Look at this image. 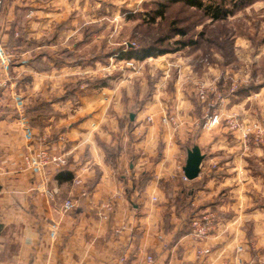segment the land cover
Here are the masks:
<instances>
[{
	"label": "crops",
	"instance_id": "crops-1",
	"mask_svg": "<svg viewBox=\"0 0 264 264\" xmlns=\"http://www.w3.org/2000/svg\"><path fill=\"white\" fill-rule=\"evenodd\" d=\"M94 1L3 0L0 263L147 264L150 256L154 264H199L197 251L209 249L206 264H264V83L239 95L233 83H214L218 71L209 68L211 104L197 98L187 66L177 76L158 67L148 98L125 92V80L94 82L95 64L34 70L43 50L89 57L95 35L79 32L95 24L81 17ZM44 103L52 112L41 116L42 127L16 116ZM209 115L221 123L205 127ZM233 123L258 124L263 135L245 141ZM195 146L205 158L190 181L184 168ZM44 150L66 160L72 181L57 180L64 167L57 163L28 167L26 158ZM69 200L74 207L65 211ZM203 214L214 216V227L199 242L190 220Z\"/></svg>",
	"mask_w": 264,
	"mask_h": 264
},
{
	"label": "rangeland",
	"instance_id": "rangeland-1",
	"mask_svg": "<svg viewBox=\"0 0 264 264\" xmlns=\"http://www.w3.org/2000/svg\"><path fill=\"white\" fill-rule=\"evenodd\" d=\"M238 2L240 0H236V3ZM86 4H83V8L87 7ZM94 4L95 9H91L90 13L83 10L81 17H90L95 24L82 28L79 34L95 35V41L90 43L87 51L88 56L96 55L95 71L88 76L96 83L125 80L128 82L126 85L130 84V87H123L125 92L130 89V93L135 95L144 91L145 97L148 98L154 87L153 82L158 81L160 76L157 74L158 67L166 65L168 70L170 69V75L177 76L179 65L187 66L188 71L195 76L197 98L200 100V88L205 87L208 94L207 103L211 104V94L214 91H210L211 88L205 85L209 68L218 71L214 83H233V91L242 87L237 80L233 81L236 76L240 82L250 79V84L264 83V0H253L251 5L240 8L235 15L218 23L207 20L200 11L182 4L172 5L166 18L158 19L154 25L145 23L147 18L144 17H152L150 15L158 8L155 0H95ZM229 5L232 7L230 0ZM177 29L186 31L187 36H177L174 33ZM165 38L169 39L160 44L155 42ZM181 41H193L196 45L144 61L106 58L114 51L118 53L120 50L149 45L156 49L175 50ZM161 57L162 59L158 60ZM127 62H132L134 66H128ZM107 68H110V71ZM22 109L25 115L24 107ZM19 113L22 115L20 110ZM260 123L264 125V122ZM246 128H252V133H257L259 129L258 124H244L239 130L243 133Z\"/></svg>",
	"mask_w": 264,
	"mask_h": 264
},
{
	"label": "trees",
	"instance_id": "trees-1",
	"mask_svg": "<svg viewBox=\"0 0 264 264\" xmlns=\"http://www.w3.org/2000/svg\"><path fill=\"white\" fill-rule=\"evenodd\" d=\"M157 9L153 11L152 17H148L149 15H145L147 21L145 23L149 25H154L158 19L164 20L167 15V11L170 6L182 4L190 9H194L203 13L207 20L212 21V23L222 22L227 20L229 17L235 15V13L240 10V8H244L253 3V0H240V2L236 3V0H230L232 2V7L228 6V0H222L220 2L215 0H155ZM133 18V17H131ZM177 36H187V32L181 29H177L174 32ZM169 38H165L163 40L159 39L155 42L158 44L167 41ZM154 42V43H155ZM21 44V41H18ZM179 47L175 50H167V49H156L154 46H144L139 48H130L129 50H120L118 53L116 51L109 53L106 58H119V59H129L136 61H144L148 58L164 56L169 53L182 51L187 47L195 46L196 43L193 41H181L178 43ZM96 55L92 54L91 56H83L77 53L71 52L69 50H63L60 52H50L43 50L42 53H36L33 56L31 66L36 71H50L52 68H62L64 66H87L88 64H95ZM260 86H256L254 84H250L248 86H243L238 90L239 95H244L250 91L259 90ZM65 98H68L65 96ZM25 115L29 119V124L31 127H42L43 123L40 122L41 116L44 114H50L52 112L51 107L47 104H37L35 106H25L24 107ZM16 116L20 117L18 111H15ZM68 163L59 171L56 178L60 182L72 181L74 179V175L68 169ZM193 220V219H192ZM192 220H190V225L192 224ZM192 228V227H191ZM190 228V230H191Z\"/></svg>",
	"mask_w": 264,
	"mask_h": 264
},
{
	"label": "built area",
	"instance_id": "built-area-1",
	"mask_svg": "<svg viewBox=\"0 0 264 264\" xmlns=\"http://www.w3.org/2000/svg\"><path fill=\"white\" fill-rule=\"evenodd\" d=\"M3 4V0H0V9L1 6ZM0 63L6 67L9 64V59L6 55V53L4 52L2 45H1V40H0ZM128 66H134V64L132 62H127ZM199 98L200 101L207 103V98H208V94H207V90L205 87L200 88L199 91ZM23 109L21 108V112H22V116H24V113L22 111ZM220 122V118L218 115H212L208 118V121L206 123V127L211 128L214 125L218 124ZM163 123L165 124H173L174 123V119L173 118H169V117H165L163 119ZM231 127L233 129H240V125L233 123L231 125ZM252 128H246L243 131V138L245 141H248L250 139V136L252 134ZM257 137H256V141L260 140L262 135H263V129H258L257 133H256ZM61 141H64L65 138H60ZM26 163L28 165V167L32 168V169H40L41 167L47 166L50 163H57L60 167L61 166H65L66 165V160L60 157H56V156H51L48 151L44 150L42 152H40L38 154V156L33 160V158L31 156L26 158ZM186 179V177H185ZM76 184H81V181H77ZM74 207V203L73 201H66L64 204V210L65 211H69ZM107 209L109 211L112 210V206L109 205L107 207ZM192 237L195 240H198L199 242H202L204 240H206L209 235L211 230L214 227V216L211 214H203V215H199L197 217H195L192 220ZM210 255V250L209 249H199L197 251L196 254V260L199 264H206V261L208 259ZM120 262L122 264H124L126 262L125 258H121ZM146 263L147 264H154V259L152 257H147L146 259ZM1 264V263H0ZM5 264H24L22 262H15V263H5Z\"/></svg>",
	"mask_w": 264,
	"mask_h": 264
},
{
	"label": "water",
	"instance_id": "water-1",
	"mask_svg": "<svg viewBox=\"0 0 264 264\" xmlns=\"http://www.w3.org/2000/svg\"><path fill=\"white\" fill-rule=\"evenodd\" d=\"M204 158L199 147L195 146L189 150L187 163L184 168V174L187 180L192 181L199 177Z\"/></svg>",
	"mask_w": 264,
	"mask_h": 264
}]
</instances>
